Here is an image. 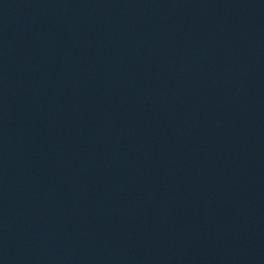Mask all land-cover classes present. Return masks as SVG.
Segmentation results:
<instances>
[{"label": "water", "instance_id": "1", "mask_svg": "<svg viewBox=\"0 0 264 264\" xmlns=\"http://www.w3.org/2000/svg\"><path fill=\"white\" fill-rule=\"evenodd\" d=\"M0 264H264V0H0Z\"/></svg>", "mask_w": 264, "mask_h": 264}]
</instances>
